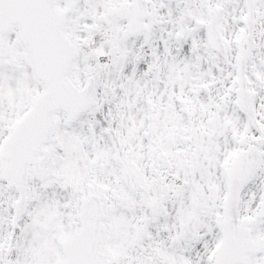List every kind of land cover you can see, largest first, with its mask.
<instances>
[{
  "label": "snow or ice",
  "instance_id": "obj_1",
  "mask_svg": "<svg viewBox=\"0 0 264 264\" xmlns=\"http://www.w3.org/2000/svg\"><path fill=\"white\" fill-rule=\"evenodd\" d=\"M0 264H264V0H0Z\"/></svg>",
  "mask_w": 264,
  "mask_h": 264
}]
</instances>
